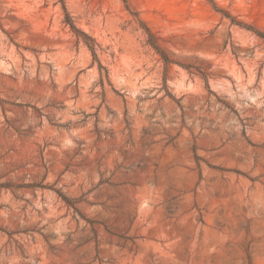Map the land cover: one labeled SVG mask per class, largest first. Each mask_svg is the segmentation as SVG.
<instances>
[{"label":"rangeland","instance_id":"374dc122","mask_svg":"<svg viewBox=\"0 0 264 264\" xmlns=\"http://www.w3.org/2000/svg\"><path fill=\"white\" fill-rule=\"evenodd\" d=\"M0 264H264V0H0Z\"/></svg>","mask_w":264,"mask_h":264},{"label":"trees","instance_id":"16d2710c","mask_svg":"<svg viewBox=\"0 0 264 264\" xmlns=\"http://www.w3.org/2000/svg\"><path fill=\"white\" fill-rule=\"evenodd\" d=\"M62 8H63V11L66 13V10H65V7H64V4H62ZM71 25V29L74 31V32H77L78 33V31H77V29L72 25V24H70ZM145 31L147 32V34L149 35V37L150 38H152V36H151V34H150V32H149V30L147 29V28H145ZM150 45H153V47L157 50V51H160L158 48H157V46H155V44H153L152 42H150ZM161 53V52H160ZM161 55H163V54H161ZM164 57V56H163ZM165 61H167V60H165Z\"/></svg>","mask_w":264,"mask_h":264}]
</instances>
